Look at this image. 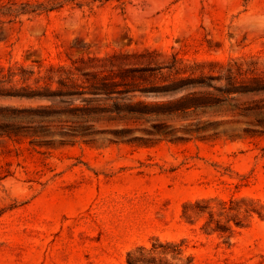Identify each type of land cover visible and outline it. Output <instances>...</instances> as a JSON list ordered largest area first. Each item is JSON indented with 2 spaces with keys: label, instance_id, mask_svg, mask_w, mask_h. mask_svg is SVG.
Returning <instances> with one entry per match:
<instances>
[{
  "label": "rangeland",
  "instance_id": "1",
  "mask_svg": "<svg viewBox=\"0 0 264 264\" xmlns=\"http://www.w3.org/2000/svg\"><path fill=\"white\" fill-rule=\"evenodd\" d=\"M155 238L264 264V0H0V264Z\"/></svg>",
  "mask_w": 264,
  "mask_h": 264
},
{
  "label": "trees",
  "instance_id": "2",
  "mask_svg": "<svg viewBox=\"0 0 264 264\" xmlns=\"http://www.w3.org/2000/svg\"><path fill=\"white\" fill-rule=\"evenodd\" d=\"M235 200H229V206H226L225 202H222V211L225 212L227 209H238L237 205H233ZM245 213L250 215L252 211L260 213V210L252 207L245 208ZM205 212L208 213V220L205 222L207 226L205 230L207 232H218L225 233L228 229L225 225L221 224L218 220L213 219V212L207 204V200H195L194 202H187L183 205V215L186 218H190L192 215H203ZM214 221V225L212 224ZM182 242H176L173 240L160 241L155 238L151 243V247L143 245L137 246L136 248L127 252L126 263L127 264H193L192 260L189 259L185 262H179L182 255Z\"/></svg>",
  "mask_w": 264,
  "mask_h": 264
}]
</instances>
